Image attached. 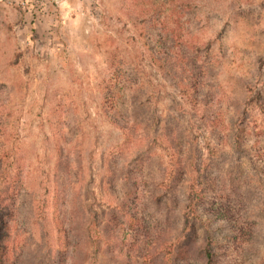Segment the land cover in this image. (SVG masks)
Masks as SVG:
<instances>
[{
    "label": "rangeland",
    "instance_id": "374dc122",
    "mask_svg": "<svg viewBox=\"0 0 264 264\" xmlns=\"http://www.w3.org/2000/svg\"><path fill=\"white\" fill-rule=\"evenodd\" d=\"M192 147L211 189L185 208ZM11 184L3 264H205L198 211L211 264H264V0H0L5 219ZM115 201L102 235L88 209Z\"/></svg>",
    "mask_w": 264,
    "mask_h": 264
},
{
    "label": "trees",
    "instance_id": "16d2710c",
    "mask_svg": "<svg viewBox=\"0 0 264 264\" xmlns=\"http://www.w3.org/2000/svg\"><path fill=\"white\" fill-rule=\"evenodd\" d=\"M188 2L190 0H187ZM136 60V56L134 54V61ZM151 84H152V80L150 78H146L144 79L143 81H136V84L134 86V91L139 93V100H140V103L141 104H147V103H150V100H151V94H150V88H151ZM244 113L241 112L240 114L238 113L235 118L231 121V126H232V129L229 133L230 137V143L234 144V147H233V150L234 152H242L244 153L245 150L242 149V141L237 138V135H236V131L237 130H243L244 129V125H245V117H243ZM215 120H211V122H214ZM166 137H168L166 135ZM195 138V137H194ZM193 138H191V143L193 142ZM194 150L198 151V153L200 152V147H192V150L189 154V157L187 159V171L186 172V193H185V200L187 201L186 204H185V208L186 207H193V205L197 206V202L200 200V199H203V197L206 196V194L208 193V191L211 189V179H209L208 177V164L205 163V158H202L201 155H197L194 153ZM175 173V171H174ZM12 179V178H11ZM246 185H249V184H246ZM17 187H14L12 184H11V187L10 189L11 190V193H12V199L11 197L9 198L10 199V210H9V215H10V218L8 219H5V217H3L0 213V228H3V230H0V258H1V254H3V251H5V247H6V244H7V239L6 237H8V242H10V239L12 237V234H13V207H15V202H14V199H15V193H16V189ZM114 196H116V193L114 192ZM264 202L262 201L261 204L263 206L261 207H264ZM122 204L120 201H115L114 202V207L112 209V211H109L108 213H106V211H102V212H98V211H94L93 209H88V213H89V216L90 214L92 215V221L93 222H97V224H99V227L100 228V233H102V235H105L107 234V226L106 224L104 223H107V224H111L113 226H116L117 225V222L115 221L114 217L115 215L118 213V209L122 210ZM0 207H9L8 204H5L4 201L2 200V202L0 203ZM87 207H91L88 206ZM260 207V206H258ZM232 209V205L230 206H227L225 207V210L229 211L230 212V209ZM87 210V209H86ZM264 210V208H263ZM36 210H34V213L36 214ZM199 212L195 215V218L196 220L199 222V225L198 227L200 228L197 232L193 231L195 233V235H201L202 236V239L204 237V235L206 236V240L207 241H203V244L200 248V252H201V255L202 257L205 259V264H211L212 262V254L215 253L214 249L212 248V246L216 243L217 241V238H216V235L215 234H212V228H211V224H208V220H211V217H209V214H207L206 212V215H199ZM105 214H107L108 218L106 219H101L100 218V215L104 216ZM123 214L124 215H127V213L125 212V209L123 208ZM184 217H185V220L188 219V215H187V210H186V213L183 214ZM12 216V218H11ZM212 216V215H211ZM128 220H131L132 222L134 221V214H131V215H128ZM1 224L4 226L5 225V228L1 226ZM56 229H57V237L58 238H62V240L64 241V245H65V230H63L61 224L58 225V222L56 223ZM254 231H251L253 232V237H257L258 239H262V235H260V230H264V226L263 227H254ZM242 230V229H241ZM224 235H227L224 233ZM232 239H234V237H232ZM264 239V238H263ZM2 248V249H1ZM9 248V247H8ZM6 249L7 252H9V249ZM67 247L64 246V249H66ZM159 249H155L153 251V254L154 255H161L162 257H164V255L167 253L165 251H157ZM66 252L67 251H64L62 253V251H59L58 253V259H60L59 263L58 264H63L64 263V258L66 256ZM3 257V256H2ZM0 264H3V260ZM4 264H5V260H4ZM126 264H130L128 261Z\"/></svg>",
    "mask_w": 264,
    "mask_h": 264
}]
</instances>
